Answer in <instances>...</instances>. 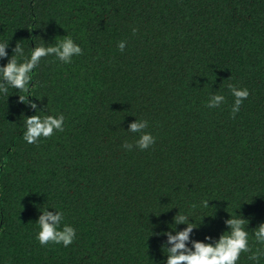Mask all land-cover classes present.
<instances>
[{
	"label": "trees",
	"instance_id": "16d2710c",
	"mask_svg": "<svg viewBox=\"0 0 264 264\" xmlns=\"http://www.w3.org/2000/svg\"><path fill=\"white\" fill-rule=\"evenodd\" d=\"M65 35L83 54L69 64L42 58L30 82L42 100L29 97L45 114H64L62 132L26 143L25 116L35 110L19 101L24 92L0 96V264H162L160 233L175 230L179 210L201 223L198 240L218 238L225 219L242 215L255 250L251 230L264 222V0H0L9 56L18 41L28 55L35 42ZM229 85L250 92L235 116ZM217 93L225 101L208 108ZM137 118L156 142L127 150L140 135L128 132ZM53 206L77 230L68 247L35 238L41 211ZM238 264L252 262L242 253Z\"/></svg>",
	"mask_w": 264,
	"mask_h": 264
},
{
	"label": "clouds",
	"instance_id": "9594fccd",
	"mask_svg": "<svg viewBox=\"0 0 264 264\" xmlns=\"http://www.w3.org/2000/svg\"><path fill=\"white\" fill-rule=\"evenodd\" d=\"M135 31L136 29L133 28V32ZM41 40L44 41L42 38ZM126 43L125 40L118 42V49L121 52L125 50ZM8 48L9 42L0 41V60L8 58L7 63L0 64V96H7L8 99L9 89L26 94L19 95V101L35 110V114L25 116L22 138L28 144H37L42 138L51 137L55 132H62L65 116L63 113L45 114L48 112L47 106L42 109L35 101L29 99V97H35L31 94L34 85H30L33 81V70L40 65L42 58L50 56L63 64L72 63L73 57L83 54V49L70 35H65L63 39L55 43H47V45L41 43L37 46L35 42V47L31 48L28 55H25V49L20 41L12 49L11 56L7 51ZM229 88L235 98L231 108L232 115L235 116L250 92L247 88H238L235 85H229ZM224 101L225 97L217 93L210 96L206 106L218 108ZM148 126L147 120L137 118L135 122H132L128 132L140 133L139 138L135 141V145L125 141L122 147L132 150L135 146L140 150H146L154 145L156 138L150 132L143 131ZM209 201L201 200L199 206L207 208ZM49 208L55 209V214ZM49 208L40 210L41 215L35 222L39 229L35 238L40 245L51 242L68 247L77 239V230L70 224H62L64 212L61 209L56 206ZM195 223L194 219L187 214H181L179 210L173 218L172 225H175V230L160 233L166 236L161 247L163 252L165 249L167 251L166 259L162 261V264H238L242 253L247 254V259L252 264H259L260 259L264 258V222L251 230L252 239L257 245L255 250L249 239V221L242 215H231L230 218L225 219L226 230L218 238L212 235H206L203 240L193 238V230L201 225L200 223L196 227ZM181 224L186 226L177 230V226Z\"/></svg>",
	"mask_w": 264,
	"mask_h": 264
}]
</instances>
